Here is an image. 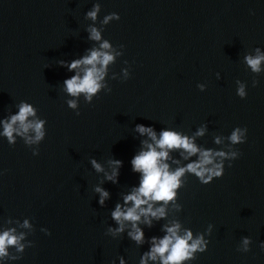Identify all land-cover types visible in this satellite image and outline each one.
<instances>
[{
  "label": "water",
  "instance_id": "water-1",
  "mask_svg": "<svg viewBox=\"0 0 264 264\" xmlns=\"http://www.w3.org/2000/svg\"><path fill=\"white\" fill-rule=\"evenodd\" d=\"M95 5L93 20L86 13ZM113 12L120 18L104 23ZM92 27L100 41L89 39ZM104 41L114 59L101 88L91 101L69 95L64 81L83 70L70 71L68 63ZM258 54L264 55V0H0V105L8 120L24 102L35 111L26 122L44 121L38 141L28 143L35 132H23L19 122L14 132L95 264H140L151 238L158 242L173 222L179 235L190 230L205 241L204 251L181 264H264V60L259 72L245 60ZM137 124L157 139L172 130L200 149L229 154L213 156V164L222 161L221 177L202 184L185 173L174 201L152 202L165 216H149L150 226L141 216L140 243L128 235L131 222L116 232L111 217L117 203L131 207L123 197L141 177L131 159L147 150L142 141L154 143ZM236 127L243 142L233 144ZM198 158L171 149L164 162L175 171ZM112 160L121 161L115 183L105 175L116 167ZM96 187L109 194L103 205ZM145 259L161 264L159 256Z\"/></svg>",
  "mask_w": 264,
  "mask_h": 264
},
{
  "label": "clouds",
  "instance_id": "clouds-1",
  "mask_svg": "<svg viewBox=\"0 0 264 264\" xmlns=\"http://www.w3.org/2000/svg\"><path fill=\"white\" fill-rule=\"evenodd\" d=\"M98 11L99 5H95L86 15L95 20ZM119 18V14L113 12L105 16L103 22L108 23L111 19L118 20ZM89 39L94 41L101 40V34L95 27L90 29ZM109 48L110 44L104 41L98 49L93 48L88 55L79 59H73L68 63L67 67L70 71L78 68H82L83 70V75L78 73L64 81L65 90L69 95L76 97L83 93L85 94L86 100H92L93 95L101 88L100 81L105 75L107 65L114 59L111 52L106 51ZM257 52H259L258 49ZM245 60L254 72H259L260 63L264 60V55L246 56ZM200 87L203 86L201 85ZM237 94L241 98L245 97L243 86L237 89ZM67 103L70 108H76L75 100H69ZM76 114L79 115V112ZM32 115H35L34 108L30 104L21 102L18 113L11 116L9 121L3 122V134L7 136L9 143L13 141V132L18 131L13 128V125L17 122H19L23 132H27L29 128L34 130L35 137L34 139L27 140L28 143L41 139L44 135L42 131L44 121L26 122L27 117ZM245 130L247 129L245 128ZM136 131L141 135L147 134L154 143H149L147 140L142 141V144L146 145L147 150H141L131 159L132 170L141 173L139 186L123 197L124 204L127 205L130 202L131 207H126L122 210L121 205L117 203L115 209L111 212V217L119 225L115 229L116 232L123 230V221L131 222L134 231L129 232L128 235L131 239L140 243L144 239V233L137 226L136 222L140 220L141 216H144V222L149 226L151 225V221L148 219L149 216L154 218H162L165 216L164 207L161 206L153 209L152 202H163L166 205L168 202L174 201L177 197L178 190L183 186L181 177L185 173L194 174L202 184H208L214 178L221 177L224 171L222 161L213 164V156L227 157L229 154L222 151L212 152L211 150L200 149L193 142L192 138L172 130L161 131L159 139H157L156 133L151 127H146L143 124H137ZM203 132L204 129L201 128L197 131L196 135L201 136ZM241 133L242 129L240 127L234 128L229 137L230 141L233 144L242 143ZM171 149H183V152H186L187 156L198 154L199 158L184 167L177 168L175 171H169V165L164 161L168 159V151ZM181 154L183 155V153ZM230 155L235 156L236 153L233 152ZM110 163L116 167L113 168L110 175H105L106 179L115 183L121 161L112 160ZM91 164L97 171H102L101 166L95 159L91 160ZM208 165L212 166L208 167ZM95 191L100 194L99 203L103 205L105 198L109 195L108 192L100 187H96ZM27 224L28 222L26 220L25 226ZM179 228L180 225L177 222H173L170 226L165 225L166 234L158 242L156 237L151 238L152 246L150 251L145 254V257L156 260L159 256L161 264H181L184 260L194 258L192 254L197 250L204 251L205 241L202 236H197L196 239H193L190 230H185L181 236L178 234ZM109 231L113 230L109 229ZM13 232V229H9L0 233V257L7 256L6 247L9 245H17L18 240L22 238V234L21 237H17ZM244 244H248L247 239L244 240ZM17 250L22 251L23 245H19ZM145 257L141 258L140 264H146ZM121 264H124L123 260H121Z\"/></svg>",
  "mask_w": 264,
  "mask_h": 264
}]
</instances>
